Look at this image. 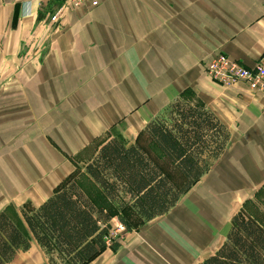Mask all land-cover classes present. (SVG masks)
Here are the masks:
<instances>
[{
  "label": "crops",
  "instance_id": "crops-1",
  "mask_svg": "<svg viewBox=\"0 0 264 264\" xmlns=\"http://www.w3.org/2000/svg\"><path fill=\"white\" fill-rule=\"evenodd\" d=\"M40 1L0 0V107L12 102V120L20 125L18 107L27 102L25 116L33 128L29 144L34 147L37 139L36 114L42 115L45 133L58 150H53V158L38 157L41 163L29 153L34 166L27 170L28 185L47 166L61 164L64 173L49 176L57 180L74 165V157L88 151L89 161L111 137L138 142L151 116L189 93L187 101L211 109L234 134L228 152L206 177L205 188L189 196L202 215L213 216L222 229H206L181 208L171 212L172 207L166 213L170 214L166 217L169 233L164 236L156 227L151 233L163 240H184L194 247L188 264L203 262L226 241L230 219L264 183V97L238 84V95L255 103L246 108L243 102H230L205 77L203 63L219 51L246 64L259 58L264 52V0H104L96 9L83 5L63 13L62 29H52L47 25L55 22L38 15ZM27 43L33 56L22 61ZM0 122V146H4L3 109ZM122 125L121 133L115 134L113 129ZM12 158L21 160L19 153ZM9 159L0 153V213L10 216L28 235L25 222L10 215L16 208H4L20 199L9 196L21 180ZM238 194L244 199L235 207L231 200ZM28 236L30 249L18 252L9 264L17 258L18 264L48 262L30 232ZM134 241L129 249L138 244ZM175 259L187 260L180 253Z\"/></svg>",
  "mask_w": 264,
  "mask_h": 264
},
{
  "label": "trees",
  "instance_id": "trees-1",
  "mask_svg": "<svg viewBox=\"0 0 264 264\" xmlns=\"http://www.w3.org/2000/svg\"><path fill=\"white\" fill-rule=\"evenodd\" d=\"M149 138L187 179L176 188L160 165L137 144L111 139L85 167L115 210L99 207L73 179H68L41 206L22 208L23 220L47 256L45 264H86L106 249L111 220L125 214L148 222L167 213L209 169L228 145L230 130L206 106L177 99L145 128ZM257 194H263L260 191ZM256 194V195H257ZM234 215L228 241L200 264H264V201L255 197ZM118 244V243H117ZM117 244L112 247L117 249ZM31 247L28 235L0 213V264H9Z\"/></svg>",
  "mask_w": 264,
  "mask_h": 264
},
{
  "label": "rangeland",
  "instance_id": "rangeland-1",
  "mask_svg": "<svg viewBox=\"0 0 264 264\" xmlns=\"http://www.w3.org/2000/svg\"><path fill=\"white\" fill-rule=\"evenodd\" d=\"M103 1L104 0H98V4L94 6L93 5H90V6L88 5V6L90 8L96 9L97 7H99L100 3H102ZM80 7L82 6H75L72 0H61L60 2H57L56 4L51 3L49 0H41L39 3V7H38V10H39L38 15H42V17L46 16L49 18V20H51L52 22H55L54 25L52 26L48 22L49 24L47 26H50L52 29H62L64 24L60 23L61 15L68 11H74L76 9H79ZM16 16H19L18 10H17ZM16 18L17 17H15V19ZM27 25H28V22L26 25L24 24V26H27ZM25 29H27V27ZM27 34H28L27 31L22 32V35H27ZM31 56H33V54H29V43H27L25 44L24 49L22 50V56H21L22 61L24 60L28 61ZM262 58H264V52L259 56L258 59L254 61V63L246 64L241 60L233 58L227 53L219 51L213 54L210 58H207L204 60L203 67L205 71V77L209 79L211 82H213L214 84H216L219 87V89L222 91L221 95L226 97V99H228L230 102L235 103L237 105L240 104V102H243L246 108L248 107L252 108V105L255 103V101L253 102L254 99H252L249 96L248 98L250 100H246L248 99L246 98V96H245V99H242L241 96L238 95V92H236V88H237L236 85L243 84L251 92H254L256 94L258 93L257 95H260V96L262 95L264 97V91H256L252 89V86H251L252 82L250 84L249 82L245 81V79L243 78L245 76V72L247 75H250L251 77L257 76V71L251 68H253L257 63L261 62L260 60ZM262 72H263V69H262ZM188 95L187 96L185 95L186 97L184 96V98L182 99L181 98H178V99L189 102L187 101ZM150 103L151 102L149 101L148 104ZM169 104L167 106H169ZM167 106L165 108H167ZM12 107H13V103L7 102V101L4 103L3 106L1 105L0 107V112H2V109L4 111V128H5V135H4L5 142H4V146H0V153H2L5 156V158L10 157L9 160L12 163L14 161L12 158L13 154L16 155V153H19L20 158H21L19 162L14 161L13 163V166L17 169V172L21 176V180L19 181L17 185L11 187V191L9 194V196L16 195L17 197H20V199L16 201V203H13L12 201H10L4 207V208H9V206L13 205L16 208L14 212H10V215L14 219L24 222L23 216H22V210H21L22 208L25 207L28 210H34L38 208L42 202H45L50 196H52L56 192V189H58L61 185H63L70 178H73L79 184V186L85 190L86 194H88L91 197V199L95 201V203L99 207H104L107 210L114 211L115 205L114 204L112 205V203H110L107 200L105 195L102 193L100 187L94 182V180L89 176V174L87 173L85 169L86 165L90 163L93 159V157L89 161L86 159V157H88V154H87L88 151L84 155L74 157V160H72L74 161V165L71 164L70 166H68L70 170L69 169H68L69 171L66 170V174L59 176L57 180H54L55 178L51 179L49 176L53 174L55 175V172H57L55 177L60 171L64 173L62 171L63 167L61 166V164L59 165L52 164L53 166H47L45 168V171L43 174L41 175L38 174L37 176H35L36 178L35 183L31 182L30 185H28L29 184L28 178L26 177L27 170L28 168H32V166H34L33 165L34 160L32 161L33 157L28 158L29 153L31 152L32 156L35 154L37 156L36 157L37 162L41 163V160H39L38 157L49 156V158L50 157L53 158V155L55 154L53 150L56 152L58 150L55 147V145L52 144V139H50L46 135L45 126H42L41 124L44 120V116L37 115L36 113H35L36 114L35 121L37 125L36 127V134H37L36 138L37 139H36V142L34 143V147L30 145L28 141L30 139V131L33 128L30 127L31 125H28V122H27L28 116H25L28 113L27 112V109H28L27 102H21L20 107H18L19 109H21L18 113L20 114L22 113L21 117L18 118L20 120V125L14 124L12 120V113H11V111H13ZM150 107H154L153 104ZM165 108L159 113H156V115L151 116L147 125L152 120H154L160 113H162L165 110ZM36 109L37 111L39 110L38 108ZM31 111H32V114H34L33 112H36L35 110L34 111L31 110ZM261 116L262 115H260V117ZM258 121L259 120H257V123H259ZM251 122L253 121L251 120ZM262 123L264 125V121ZM12 124H14V126H12ZM147 125H145V127L142 129V133H140L139 135L138 142L130 143L128 139L111 137L105 142H103L100 145V148L102 147V145H104L111 139H118L126 146L131 145V144L138 145L140 143V145L149 154V156H151L154 159V161H156L160 165L164 173L172 181L173 185L178 189L182 188L187 182L186 177L181 172V170L175 165V163L169 157L165 156L161 152V150H159L158 146L149 138L145 130ZM0 127H1V122H0ZM123 128H124V125L119 126L113 129V132L115 134L121 133ZM13 130L14 132H12ZM235 132H237V129H235ZM44 134H45V137H47V141L49 142L48 144H46L45 142L46 138L44 137ZM233 136L234 134L232 135L231 133L229 137L230 140L228 142V145L225 147L222 154L211 163L208 171L197 182L192 184L191 187L188 188L187 191L183 193L179 201L176 203L175 205L176 207L173 206L174 209H172L171 212L172 211L175 212V210L181 208L184 214L186 213L187 215H190V217H193L198 222L199 225L200 224L202 225V227L206 229H214V228L218 229V227H220L222 229V226H217V222L215 221V219H213V216L207 215L208 217H204L202 213L199 211V206L195 203H192L189 196H191L192 193L194 192L196 193V191L199 188L200 189L205 188L204 182H205L206 177H208L210 173L213 172L212 170L214 166L217 165L219 161L223 158L225 153L228 152L229 148L231 147L230 145H232ZM262 152L264 151L262 150ZM25 161L27 164L24 163ZM21 162L23 164H21ZM262 164H263V161L261 160V165ZM227 181H229L231 185L234 186L230 180H227ZM257 186L259 187L258 191H256L254 196H249V198L246 199V201L244 202L242 206L243 208L245 204L250 205L249 210L252 213H253L252 205H255L252 202V200H254L255 197L259 195V198L264 201V183L259 184ZM246 188L247 187H245V189ZM260 191H262L263 194L261 195L257 194ZM242 198L243 197L239 196L238 194V196H234L233 200L231 201L234 204V206L237 207L240 204V201L242 200ZM236 214L237 213H235V215ZM168 215L170 214L165 213V215L155 217L154 219L148 222H143V221L141 222L136 216L133 215V213L128 212L125 214V217L127 221L129 222L131 229L127 228L126 225L123 222H121V219L119 218L118 214L114 215L111 220V225H112V228L110 229L111 231L109 235L105 237V241L107 245L106 249H104L98 256H96L93 260L89 261L86 264H93V263H96V264H139V261H142L144 264H188L190 262L188 260V256H190L189 250L192 251V249H194V247L191 244L185 242L184 240H180V238L176 239V241L175 240L169 241L168 240L169 238L166 237V240H163L160 238L159 234L154 235L151 233V231H153L152 228L154 227L159 228V231L164 236L166 233H169V227H168V224L166 223V217ZM233 217L229 221V225H230L229 231L233 226ZM226 227L227 225L225 222L224 228ZM207 231L211 233V231L209 230ZM28 235H29V232H28ZM133 239L134 240L136 239L138 241V244L136 243V247H134L133 249H129L128 246L136 242ZM151 239L155 243V246L153 245ZM156 241H160V242H157L156 244ZM226 241H228V235H227ZM113 244H117V249L112 247ZM175 251L177 252L176 254L179 255L180 253V255L184 257V259L187 258V260L185 261L182 260L181 262H177L175 258L178 255L174 254ZM218 251L216 253H218ZM35 255L36 254H34L32 258H34ZM137 258H141V260L138 261ZM20 261L21 259L17 258L14 264H18Z\"/></svg>",
  "mask_w": 264,
  "mask_h": 264
},
{
  "label": "built area",
  "instance_id": "built-area-1",
  "mask_svg": "<svg viewBox=\"0 0 264 264\" xmlns=\"http://www.w3.org/2000/svg\"><path fill=\"white\" fill-rule=\"evenodd\" d=\"M75 6H83V5H96L98 4V0H72ZM101 4V3H100ZM264 58H262L253 68V70L257 71V76L251 77L247 75L245 72V76L243 77L245 81L251 84L252 89L256 91H264ZM258 69V70H257ZM263 69V72H262ZM239 72V71H238ZM252 78V79H251Z\"/></svg>",
  "mask_w": 264,
  "mask_h": 264
}]
</instances>
